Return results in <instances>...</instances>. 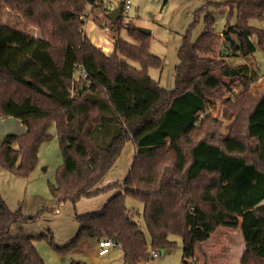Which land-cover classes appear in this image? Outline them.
Here are the masks:
<instances>
[{
    "label": "trees",
    "instance_id": "trees-1",
    "mask_svg": "<svg viewBox=\"0 0 264 264\" xmlns=\"http://www.w3.org/2000/svg\"><path fill=\"white\" fill-rule=\"evenodd\" d=\"M123 4L116 5L115 22L101 24L97 13L91 19L112 39V52L105 55L83 33L84 12L90 6L105 16L109 3L0 0V120L13 118L25 128L1 142L0 168L27 179L53 126L62 163L48 191L58 205L74 209L82 199L117 190L97 211L74 209L78 230L63 247L45 235H26L24 226L37 217L11 212L0 196V264H45L34 241L68 253L85 238L113 240L123 264H142L150 250L173 249L172 236L181 240L180 264H188L214 226L234 216L241 217L244 242L239 264H264V90L251 97L246 89L258 75L226 61L252 56L254 36L264 46V29L252 25L264 20V0L208 3L195 11L177 50L170 91L148 76L162 61L149 52L150 35L125 23ZM215 8L224 15L221 35L227 43L218 58L207 56ZM21 22L39 37L19 28ZM121 30L131 42L120 38ZM213 100L222 101L220 119L207 113ZM127 143L134 155L122 182L98 188ZM126 198L142 204L148 242ZM218 205L231 213L224 215L227 221L213 213Z\"/></svg>",
    "mask_w": 264,
    "mask_h": 264
},
{
    "label": "rangeland",
    "instance_id": "rangeland-1",
    "mask_svg": "<svg viewBox=\"0 0 264 264\" xmlns=\"http://www.w3.org/2000/svg\"><path fill=\"white\" fill-rule=\"evenodd\" d=\"M105 1V0H103ZM125 0H106L109 3V10L118 9L116 5ZM129 10L124 9L123 17L125 23L132 22L135 27L143 28L150 31L149 52L160 58L162 67L160 70H148V76L156 82L161 88L170 91L173 89L174 67L177 65V50L180 46L181 39L187 31L189 25L193 21L194 12L205 6L208 3L219 4L227 0H128ZM216 23L214 27V44L212 54L208 57L218 58L221 53H225L227 43L224 42L221 35L224 23V15L220 9L215 8ZM98 15L101 24H106V15L103 16L98 10H92L90 6H86L84 12V20H91L93 14ZM218 14V15H217ZM264 20L260 22H252L253 26L262 27ZM26 28L29 35L39 37L37 29L27 27L23 22L18 26ZM202 29L201 23L197 25L192 32V40L199 34ZM261 29H264L262 27ZM103 32L109 38V44L112 45V39L109 36L108 29ZM104 36L103 34H101ZM120 38L127 42H131L124 30L119 32ZM252 43L257 45L256 36L251 39ZM104 50V49H103ZM229 65L235 66L242 61L239 56H230L226 58ZM130 66L138 69L136 64L129 63ZM264 65V60L258 65V69ZM77 75H75V78ZM259 80L254 84L261 82L257 87L264 86V71L259 75ZM253 85V84H252ZM263 88V87H262ZM264 89V88H263ZM250 86L246 89L249 93ZM250 95V93H249ZM212 107L207 111L212 117L220 119L221 100H213ZM227 123H223L222 128ZM22 125L13 118L0 120V144L4 140V136L21 135ZM48 133L51 139L40 145L37 154V164L35 169L30 173L27 179L18 178L0 168V196L4 200L6 206L11 212L21 209L22 214L27 218L37 219L24 226L26 235L36 237L45 235L52 238L55 246H66L74 239L78 230V224L73 219L74 209L76 213H80L82 205H75L73 209L69 203H64L58 206L48 191V184L54 182V175L57 167L62 163L57 139L55 136L54 127H50ZM223 134L225 130L223 129ZM131 145H127L123 152V162H127V157L130 156ZM118 169V168H116ZM88 206V204H86ZM85 207V205H83ZM125 207L130 212L131 219L138 225L139 230L145 235L147 242L149 237L142 219V204L138 201L126 198ZM213 213H228L222 206L213 208ZM230 213V212H229ZM231 214V213H230ZM224 220L226 217L224 216ZM237 216L228 219L225 222L228 228L234 229ZM225 226L221 223L220 226ZM232 235H234V231ZM202 242H205L208 238ZM169 240L175 243L173 249L170 250H155L158 257L149 259L148 262L142 264H180L181 263V240L178 237H169ZM214 241V240H213ZM100 242V241H99ZM223 243V242H222ZM34 247L45 264H69L70 262L78 264H123L121 251L116 248L108 250V253L99 256L97 243L92 239H81L77 248L68 253H58L48 245L45 240L34 241ZM151 251V250H150ZM149 251V252H150ZM97 259V261H96Z\"/></svg>",
    "mask_w": 264,
    "mask_h": 264
},
{
    "label": "crops",
    "instance_id": "crops-1",
    "mask_svg": "<svg viewBox=\"0 0 264 264\" xmlns=\"http://www.w3.org/2000/svg\"><path fill=\"white\" fill-rule=\"evenodd\" d=\"M103 2L105 4L106 0ZM262 27H264L263 24ZM83 33L91 41V43L94 44L96 47L100 48L105 55H109L112 52V45L109 44V38L103 32V30L98 29L91 20L85 19ZM101 34H103L104 36H102ZM254 47V54L248 58L240 57L242 61L238 65H247L258 75L259 78V75L264 71V65L261 67V70L258 69V65L262 63V60H264V46L254 44ZM260 83L261 82L250 85L249 93L251 97L258 98L262 94L264 86L262 85L263 88L257 87V85ZM24 132L25 128L22 126L21 133L23 134ZM5 137L6 136H4V138ZM129 144L130 143H127L125 145L119 159L116 161L112 169L98 184V188H104L112 183L117 182L120 184L122 182L123 178L129 170L134 155V148L130 144L131 149L128 150L130 152V156L127 157V162L122 161L123 152L124 150H126L127 145ZM115 193H117V190H109L94 198L80 200L76 205H82V210H80L81 212L77 214L99 210L105 204V202L109 198H111ZM86 204H88V206ZM83 205H85V207H83ZM217 214H219V216L223 218L226 213ZM240 220L241 217L238 216L234 229L228 228V226H226L225 224V226H220L221 223L214 226L213 230L209 233V238L205 242L199 243V246L195 251V259L190 260L188 264H239L241 255L244 250V242L240 232ZM230 231H234V235H232V232L230 233Z\"/></svg>",
    "mask_w": 264,
    "mask_h": 264
},
{
    "label": "built area",
    "instance_id": "built-area-1",
    "mask_svg": "<svg viewBox=\"0 0 264 264\" xmlns=\"http://www.w3.org/2000/svg\"><path fill=\"white\" fill-rule=\"evenodd\" d=\"M129 5H130L129 1L125 0L124 1V9H125V11L129 10ZM97 247L99 249L98 255L102 256V255L108 253V250H110L112 248H115V243H114L113 240H102V241L97 243ZM157 256L158 255H157L156 251L151 250L149 252V258L150 259H155V258H157Z\"/></svg>",
    "mask_w": 264,
    "mask_h": 264
},
{
    "label": "water",
    "instance_id": "water-1",
    "mask_svg": "<svg viewBox=\"0 0 264 264\" xmlns=\"http://www.w3.org/2000/svg\"><path fill=\"white\" fill-rule=\"evenodd\" d=\"M119 17H120L119 9H113L112 11L106 14V19L110 22H115ZM138 31L143 35H147V36L150 35L149 30L138 28Z\"/></svg>",
    "mask_w": 264,
    "mask_h": 264
}]
</instances>
